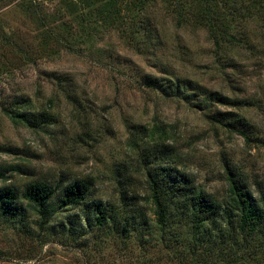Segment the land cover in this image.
<instances>
[{
    "label": "rangeland",
    "instance_id": "obj_1",
    "mask_svg": "<svg viewBox=\"0 0 264 264\" xmlns=\"http://www.w3.org/2000/svg\"><path fill=\"white\" fill-rule=\"evenodd\" d=\"M212 11L232 15L218 25L205 19ZM262 17L264 0H0V189L90 191L51 211L43 238L28 235L36 210L24 224L0 220V264H187L188 222L155 224L146 179L155 169L220 202L228 162L254 197L264 193ZM222 28L241 44L225 50L219 38L216 49ZM210 92L250 105L210 104ZM214 110L251 123L255 140L212 120ZM98 204L111 210L103 229L92 220ZM242 249L219 244L208 258L264 264L262 248Z\"/></svg>",
    "mask_w": 264,
    "mask_h": 264
},
{
    "label": "trees",
    "instance_id": "obj_2",
    "mask_svg": "<svg viewBox=\"0 0 264 264\" xmlns=\"http://www.w3.org/2000/svg\"><path fill=\"white\" fill-rule=\"evenodd\" d=\"M210 8V6H209ZM220 16L208 15L206 20L217 22L223 16H228L226 11L217 12ZM264 19V17H262ZM229 20H227L228 22ZM230 23V22H229ZM211 23L209 24V28ZM216 49L221 48L219 38H223L225 50L241 44L237 42L235 35L224 28L219 29L217 34H212ZM228 48V49H227ZM224 49V48H223ZM177 88L180 84L175 82ZM210 104L226 106H247L249 100L233 98L224 94L210 92L206 95ZM204 108V105H199ZM11 118L27 122L29 126H36L28 119L27 113H11ZM212 120L222 123L230 131L239 134L246 144L254 141L253 125L245 119L236 116L233 111L214 110L210 117ZM225 181L227 184L226 194L222 201H217L202 189L190 187L187 180L180 173H171L167 168L149 171L146 175L149 189V199L154 207L153 215L155 224L163 232V228L172 226L180 220L188 222L191 233L190 240L186 244L185 252H180V258L187 264H214L208 257L214 253L219 244H237L244 252L250 249L264 250V193L259 191L258 197H254L247 175L240 169L228 162L224 163ZM90 193L89 186L85 183L72 184L53 190L48 185L35 184L25 191L17 193L15 190L0 189V220L3 223L24 224L29 209L36 210L40 217L36 221V230H30L28 235L35 238H43L40 230L44 228L50 212L66 205L80 203ZM54 202H56L54 204ZM95 225L103 229L110 222L111 210L102 204L93 207ZM122 231L127 233V227L122 225ZM121 233V232H120ZM122 234V233H121ZM179 238H174V240ZM190 254L189 257L184 255ZM255 254V253H254ZM245 253L242 256L245 257ZM192 256H195L194 263ZM264 257V256H263ZM242 264H246L243 259Z\"/></svg>",
    "mask_w": 264,
    "mask_h": 264
}]
</instances>
